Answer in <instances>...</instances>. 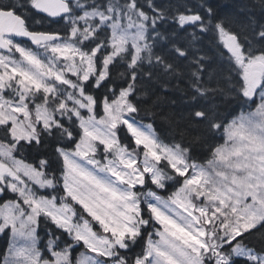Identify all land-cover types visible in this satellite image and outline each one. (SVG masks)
I'll use <instances>...</instances> for the list:
<instances>
[{
  "label": "snow or ice",
  "instance_id": "6c2138e0",
  "mask_svg": "<svg viewBox=\"0 0 264 264\" xmlns=\"http://www.w3.org/2000/svg\"><path fill=\"white\" fill-rule=\"evenodd\" d=\"M255 3L259 17L241 4L213 23L207 2L206 23L198 13L170 21L195 25L196 55L170 49L192 66L193 94L178 128L158 134L139 118L148 93L137 83L152 73L128 55L144 35L122 26L159 11L151 0H0V264H264V3ZM163 19L149 21L153 39ZM210 29L216 57L196 46ZM232 103L252 110L227 123L220 109ZM217 133L223 143L210 142Z\"/></svg>",
  "mask_w": 264,
  "mask_h": 264
},
{
  "label": "trees",
  "instance_id": "16d2710c",
  "mask_svg": "<svg viewBox=\"0 0 264 264\" xmlns=\"http://www.w3.org/2000/svg\"><path fill=\"white\" fill-rule=\"evenodd\" d=\"M159 11H152L145 9L147 16V33L146 42L147 46L141 51L139 61L141 71L143 73H152L150 80H141L137 83V95H142L144 92L148 93L147 101L142 99L140 106L142 111L140 113V119L145 123H153L158 134L164 129H177L179 115L183 109L184 104L182 101L186 100L193 93L191 91L189 81L191 79L189 75L191 65L188 64L187 60L181 59L175 55L170 49L173 45H179L180 47L186 48L189 53V57L196 55L192 51L190 41L192 36L189 33L195 29V25L187 24L186 27L181 30L177 24L170 23L172 20L179 21L181 17L191 16L192 20L196 19V14L205 18L207 22V15L204 8L200 7L201 3L209 2L214 10L215 16L213 17V23L215 20L226 15L235 13L236 9L244 4L253 9L251 15L259 17L260 5L255 3V0H151ZM264 3V0H261ZM140 4H144L145 0H139ZM238 23L243 21V15L237 13ZM164 17L161 24L157 27L156 31L160 35L153 39V31L149 21L152 19ZM233 31L239 32V28L236 25H228ZM56 27V26H53ZM43 30V29H41ZM176 32L175 38L172 33ZM197 36H201L200 32H196ZM225 35L226 34H222ZM196 46L201 52L207 56L216 57L217 51H222L220 46L216 44V37L213 35L210 29L208 35L204 36L203 39L196 42ZM129 53L133 59L135 56L134 49L129 46ZM158 57H163L159 64L156 63ZM173 65L172 72L161 71V68L166 64ZM123 70V64L120 62L117 65L111 66V74L114 84L121 83L119 78V72ZM220 70L223 73H227L228 64L225 61L221 66ZM114 86V85H112ZM95 92L98 95H102L105 92L104 88L96 89ZM247 105L232 103L230 105H224L220 109L221 119L229 123V121L237 116L241 111L247 110ZM153 114V116L146 115V111ZM230 114V115H229ZM211 134L208 133L206 138H210ZM127 143V141H125ZM210 142L223 143V137L220 133L216 134V137ZM197 162L203 163V159ZM2 244V242H0Z\"/></svg>",
  "mask_w": 264,
  "mask_h": 264
},
{
  "label": "rangeland",
  "instance_id": "374dc122",
  "mask_svg": "<svg viewBox=\"0 0 264 264\" xmlns=\"http://www.w3.org/2000/svg\"><path fill=\"white\" fill-rule=\"evenodd\" d=\"M192 19L191 16L188 17H184V19L187 21L188 19ZM147 20L145 19V17H139L137 18L135 14H131V19L125 18L122 21V26L123 29L126 31H130L132 33H140L144 35V39L140 40V39H136L133 43H134V47L132 45H128L127 47L131 46L134 51H135V57L137 58L141 51L146 48L147 46V42H146V33H147V25H146ZM29 46V45H28ZM31 47V46H29ZM139 48L140 51L137 52L135 49ZM147 124V123H145Z\"/></svg>",
  "mask_w": 264,
  "mask_h": 264
},
{
  "label": "water",
  "instance_id": "95a60500",
  "mask_svg": "<svg viewBox=\"0 0 264 264\" xmlns=\"http://www.w3.org/2000/svg\"><path fill=\"white\" fill-rule=\"evenodd\" d=\"M229 45L233 48V50L235 51V44H234V38L232 37H228L227 39Z\"/></svg>",
  "mask_w": 264,
  "mask_h": 264
}]
</instances>
